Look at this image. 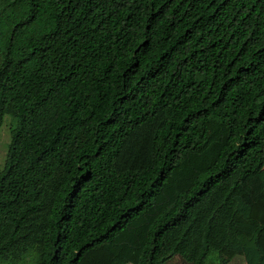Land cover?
Returning a JSON list of instances; mask_svg holds the SVG:
<instances>
[{
    "label": "trees",
    "instance_id": "1",
    "mask_svg": "<svg viewBox=\"0 0 264 264\" xmlns=\"http://www.w3.org/2000/svg\"><path fill=\"white\" fill-rule=\"evenodd\" d=\"M4 116L0 264H264V0H0Z\"/></svg>",
    "mask_w": 264,
    "mask_h": 264
},
{
    "label": "rangeland",
    "instance_id": "2",
    "mask_svg": "<svg viewBox=\"0 0 264 264\" xmlns=\"http://www.w3.org/2000/svg\"><path fill=\"white\" fill-rule=\"evenodd\" d=\"M9 123L10 118L8 116H4L3 122L0 126V170L2 168L5 152H6V144L9 140ZM254 179L245 186L244 190L242 191V196L245 201L250 202L254 199L258 194L255 193L256 189L258 188L257 184H254ZM36 255L33 253H29L26 257V261L24 264H34V259ZM230 264H240L239 260H235Z\"/></svg>",
    "mask_w": 264,
    "mask_h": 264
}]
</instances>
